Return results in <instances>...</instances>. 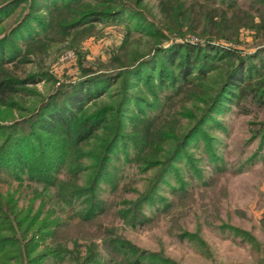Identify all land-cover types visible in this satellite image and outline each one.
Returning a JSON list of instances; mask_svg holds the SVG:
<instances>
[{
  "label": "rangeland",
  "instance_id": "1",
  "mask_svg": "<svg viewBox=\"0 0 264 264\" xmlns=\"http://www.w3.org/2000/svg\"><path fill=\"white\" fill-rule=\"evenodd\" d=\"M8 1L14 3L1 15L0 42L6 38L16 43L18 50L16 47L9 54V47L0 46V67L11 71L15 78L36 73L40 80L14 84L18 85L15 89L0 94V127L31 120L61 88L85 78L84 68L95 70L92 74L122 75L88 104L90 113L108 110L107 123L79 146L76 180L67 181L73 166L67 165L61 169L59 181L88 186L103 155L100 147L104 141L116 130L140 138L146 127L136 125L143 119L152 121L147 131L154 146L151 150L142 145V153L134 159L137 149L125 136L111 153L109 178H103L96 190L103 207L101 214L91 221L71 215L63 223L60 231L67 251L82 256L90 246L92 253L105 259H101L103 264H115L103 248L107 246L105 241L122 237L162 259L140 264H264V145L261 147L260 142L264 108L251 102L249 92L238 105L223 102L214 112L208 111L199 124L227 69L242 54L253 53L264 43V31L257 32L256 38L254 30L240 27L237 39H212L215 16L230 0H76L77 8L76 3L86 4L71 14L70 22L76 20L80 8L112 13L85 27L60 26L52 41L36 40L28 46L22 40H28V33L36 35V21H30L28 31L15 28L29 12L30 0H0V7ZM235 1L260 21L256 4L251 0ZM39 10L44 16V10ZM201 29L209 36L200 34ZM175 30L195 32L178 37ZM210 39L229 53L212 60L214 64L205 77L177 88H163L159 66L171 68L162 56L152 58L157 49H168L173 42L196 44ZM142 63L146 69L141 80H128L127 71ZM250 66L258 74L249 72L253 83L247 89H254L264 75V52L251 60ZM1 73L3 79L6 73ZM121 101L126 110L118 123L115 113ZM195 125L197 132L184 146V155L166 167L169 157L181 146L178 143ZM3 138L0 133V143ZM158 175L163 177L159 182ZM153 181L155 186L151 185ZM153 190L156 199L143 205L146 218L130 223L132 203ZM84 202L75 203L74 211L84 210ZM46 263L76 264L70 254L59 260L48 258Z\"/></svg>",
  "mask_w": 264,
  "mask_h": 264
},
{
  "label": "trees",
  "instance_id": "2",
  "mask_svg": "<svg viewBox=\"0 0 264 264\" xmlns=\"http://www.w3.org/2000/svg\"><path fill=\"white\" fill-rule=\"evenodd\" d=\"M251 1L259 7L257 9L260 13L259 22L255 21L257 15L240 8L235 0L227 1L225 9L221 10V14L215 16L213 21L215 34H210L212 39L229 40L232 37L237 39L240 27L254 30L256 36L257 32L264 31V0ZM75 2L76 0H30L27 13L29 18L27 15V17H23L15 30L19 28L20 31L24 29V31H28L27 28L33 20L36 21L34 27L37 30L36 37L28 33V40L23 39L24 35L19 38L23 39L22 41H25L28 46L33 45L36 40V43L50 42L54 39V33L57 34L60 26L71 28L84 25L85 27V24L97 21L112 13H103L98 9L92 10L93 8L88 10H80V8L81 13L78 14L76 20L70 22L71 14L86 4V2L76 3L77 8L74 5ZM13 3L8 1L0 7V18ZM39 8L44 10V16L40 15ZM229 13L231 14L229 15ZM63 18L66 21L62 22ZM210 21L211 16L208 22ZM20 26H24V28ZM175 32V36L181 37L185 36L186 32L191 34L195 30L184 33L175 30ZM200 34L209 36L204 29H201ZM214 42L211 39L196 44L173 42V45L168 49L158 48L155 57L152 58L162 56L164 58L162 60L167 62L171 68L170 71L166 69V66H159L158 77L163 88L168 86L177 88L178 85H183L197 77H205L209 67L211 68L214 64L212 60L218 61L229 53L228 49L216 45L217 43ZM260 45L253 53L242 54L235 60L236 63L227 69L225 77L220 81L218 91L208 100L207 109L204 116L199 119L201 120L199 124L203 122L208 111L214 112L223 102L238 105L241 100L248 97L249 92L253 98H249L251 102L260 106L259 108H264V75L261 77L262 79L258 80L254 89H247L253 83L249 72L255 71L250 66L251 60L264 52V43ZM0 46L9 47V54L10 52L14 53L16 47L18 50V45L12 44L6 38L0 42ZM0 49L3 48L0 47ZM3 68L0 67V71L5 72L6 76L0 79V94L11 90V88L15 89L20 84L34 83L36 80H40V76L36 73H30L22 79L15 78L10 75L11 71H4ZM145 69L143 63L137 68H132L127 71V79L133 82L141 80ZM83 70L85 78L61 88L56 96L34 114L31 120L6 128L0 127V133L4 135L0 143V264H47L48 258L59 260L67 254L73 257L76 264H103L102 260L105 259L92 253L90 246L87 247V253L82 256L75 251H67L60 229L71 215L77 216L83 221H91L101 214L103 207L100 199L97 198L96 190L103 178L105 180L109 178L110 156L120 140L125 136L131 139L137 149L134 159H137L142 153V145L148 150L154 147L152 140L149 139L150 134L147 137V131H150L149 126L151 125L148 123H152V121L143 119L142 124L136 125L141 128L146 127V130H142L144 132L142 137L138 138V134L136 136L122 135L116 130L110 136L111 138L104 141V146L100 147L103 150V155L99 158L97 169L91 176L88 186H74V182L66 185L58 180L61 169L67 165H73L67 181L76 180V169L81 158V154L78 152L79 146L88 140L96 130L105 126L108 118V110L102 108L90 113L87 112V106L92 100L103 95L113 80L122 77L121 73L92 74L95 70L88 68ZM259 74H261L260 71ZM123 75L126 79V75ZM14 84L18 85L14 86ZM123 104L125 102L117 107L115 113L118 123L122 111L126 110ZM197 127L198 125L191 127L183 136L178 143V146H181L169 157L166 167H171L169 165L184 155V146L197 132ZM260 135L262 138L261 147H263L264 130ZM160 175L157 177L158 180L156 179L157 182L163 178H159ZM8 183H15L16 186L7 187L10 186ZM151 185H154V181ZM155 196L154 190L148 191L141 194L138 200L132 203L130 223L137 224L140 223V219L146 218L142 211L143 205L150 204L156 199ZM81 200L86 204L84 210L75 212L74 204ZM121 238L114 237L105 241L107 246L103 248L115 264H140L145 261L158 262L162 260L158 255L147 254Z\"/></svg>",
  "mask_w": 264,
  "mask_h": 264
}]
</instances>
